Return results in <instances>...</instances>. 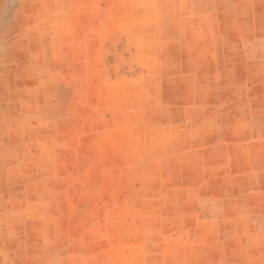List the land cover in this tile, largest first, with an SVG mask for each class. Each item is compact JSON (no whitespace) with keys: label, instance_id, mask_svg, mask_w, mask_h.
I'll use <instances>...</instances> for the list:
<instances>
[{"label":"rangeland","instance_id":"374dc122","mask_svg":"<svg viewBox=\"0 0 264 264\" xmlns=\"http://www.w3.org/2000/svg\"><path fill=\"white\" fill-rule=\"evenodd\" d=\"M0 264H264V0H0Z\"/></svg>","mask_w":264,"mask_h":264}]
</instances>
